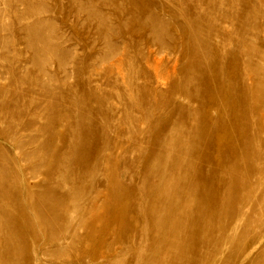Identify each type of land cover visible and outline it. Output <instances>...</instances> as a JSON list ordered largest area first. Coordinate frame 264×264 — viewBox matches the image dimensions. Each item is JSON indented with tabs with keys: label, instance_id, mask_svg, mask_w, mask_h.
Instances as JSON below:
<instances>
[{
	"label": "rangeland",
	"instance_id": "374dc122",
	"mask_svg": "<svg viewBox=\"0 0 264 264\" xmlns=\"http://www.w3.org/2000/svg\"><path fill=\"white\" fill-rule=\"evenodd\" d=\"M0 264H264V0H0Z\"/></svg>",
	"mask_w": 264,
	"mask_h": 264
}]
</instances>
